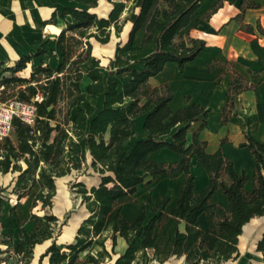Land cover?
Instances as JSON below:
<instances>
[{"label": "trees", "instance_id": "trees-1", "mask_svg": "<svg viewBox=\"0 0 264 264\" xmlns=\"http://www.w3.org/2000/svg\"><path fill=\"white\" fill-rule=\"evenodd\" d=\"M74 1L54 10L49 19L52 23L65 22L58 34L47 37L34 52L23 54L14 64L0 65L10 72L2 77L1 94L12 88L13 98L36 106L34 123L15 116L12 135L0 141V170H19V176L30 181L23 188L37 186L32 208L40 204L45 210L42 216L33 212L28 217L35 224L32 232L22 224L13 246V252L21 255L19 264H30L36 244L50 238L54 239L40 255V264L45 257L49 264H102L117 253L118 236L124 237L127 247L113 264L165 262L175 255H185V264H222L235 257L243 226L264 214V142L251 135L241 142L256 158L254 185L248 189L247 171L238 172L222 148L207 150V140L201 137L207 125V109L192 103L174 110L169 84L152 85L149 81L167 62L175 61L184 68L205 48L206 40L191 35L189 28L201 0H110L113 7L108 15L93 10L99 0ZM257 6L254 0L241 3L242 10ZM128 21L132 23L128 40L118 43L115 68L108 73H128L129 78L119 82L106 76L99 58H94L85 72L82 64L92 57L93 39L108 42L112 26L120 31ZM139 31L143 35L137 41ZM36 58L39 62L29 75L18 74ZM85 74L90 81L84 89ZM254 86L238 71L231 73L223 121L235 115L236 95ZM88 93L103 94V104L75 108ZM142 114L148 134L128 149L135 118ZM197 120L202 122L189 140L188 129ZM162 146L177 151L180 159L173 163L151 158V152ZM88 152L101 180L90 188L83 181L75 184L90 214L80 223L74 240L61 246L55 239L59 218L50 210L56 180L73 168H81ZM192 157L209 174L208 184L200 190H196V176L190 171ZM175 171L184 172L186 179L169 208L166 197L162 208H154L152 214L148 215L144 207L136 217L127 218L124 203L136 202L139 184L148 176ZM219 188L227 197L226 205L213 199ZM18 194L22 197L26 193ZM201 214L207 218L206 229L201 226ZM257 249L264 253V233Z\"/></svg>", "mask_w": 264, "mask_h": 264}, {"label": "crops", "instance_id": "crops-1", "mask_svg": "<svg viewBox=\"0 0 264 264\" xmlns=\"http://www.w3.org/2000/svg\"><path fill=\"white\" fill-rule=\"evenodd\" d=\"M219 1L201 0L199 7L191 16L189 24L191 35L206 40V46L199 56L186 62L184 68H181L175 61L167 62L160 72L149 78V81L152 85L165 82L169 84L173 92V100L170 105L174 110L192 103H198L207 109V125L201 130V137L207 140V150L214 152L222 148L223 152L233 160L238 172L245 170L249 173L250 179L246 186L248 189H252L256 158L252 149L249 146H241V142L247 140V135L254 136L257 140L264 142V0H254L258 6L246 7L244 10L241 8L242 0H223L217 10L212 12L209 17H205V14L210 12ZM61 2L64 0H0V65L2 67H5V63L9 61H11L9 65L14 64L23 54L34 52L41 42L49 37L47 32L54 31L56 35L65 27V22H49L54 10H60ZM126 23L127 27L124 32L127 36L120 42H126L129 37L132 23L130 21ZM41 26L44 32H41ZM142 35V31L137 33V41L142 38ZM95 50L93 41V51ZM91 58L101 60L99 56H94L93 52ZM114 58L115 56L113 65L110 67L100 61L101 65L106 67L104 74L123 82L129 78L128 73L111 75L108 73L109 69L115 68ZM90 61L91 59L85 63H90ZM234 70L245 76L249 82L255 83V86L236 95L233 110L235 115L231 116L229 120L223 121L222 109L227 103L231 73ZM86 77L89 83L90 79L87 74L84 75L83 80ZM88 97L98 98V101H87ZM103 99V94L88 93L86 99L75 108L85 107L88 103L101 106ZM144 117L145 115L142 114L135 118L134 134L127 142L128 149L133 146L136 140L148 134V130L143 126ZM201 122V120H197L191 123L187 133L189 140L192 132L199 127ZM88 155L92 158L90 152ZM150 156L159 162L173 163L181 157L177 151L168 146L160 147L151 152ZM15 171L3 172L0 170V234L9 238L6 240L4 237H0V252L13 251L14 244L19 240L23 222L24 226L28 228V222L32 221L28 219L31 215L28 194L21 197L18 192L5 190L14 182ZM190 171L196 176V190H200L201 187L208 184L209 174L196 157L191 158ZM153 176H167L171 183H161L159 187L157 186L156 193L163 192L173 186L176 200L181 184L186 179V174L182 171H175L173 174L164 172L148 176L146 180ZM100 180L93 185H97ZM146 182L138 185L134 194L135 198H139L141 188L145 186ZM22 184H28V181ZM57 189L61 192L62 186L59 184ZM213 199L224 205L227 204V197L221 188L214 193ZM144 207V204L125 202L123 212L127 218L132 219L139 215ZM200 221L201 226L206 229L205 214H201ZM263 233L264 214L253 217L243 226V231L239 235L238 254L235 253V257L222 264H263L264 253L257 249V243ZM53 239L50 238L36 244L30 264H40V255L52 243ZM126 247L127 242L124 237L118 236L115 247L117 253L113 255L112 259L106 260L109 262L108 264H113L118 254ZM176 257L183 258L185 263V255ZM168 260L165 262L155 260L151 264H166ZM106 261L102 264H106ZM0 264L8 263L5 258H0ZM42 264H49L48 257L44 258Z\"/></svg>", "mask_w": 264, "mask_h": 264}, {"label": "rangeland", "instance_id": "rangeland-1", "mask_svg": "<svg viewBox=\"0 0 264 264\" xmlns=\"http://www.w3.org/2000/svg\"><path fill=\"white\" fill-rule=\"evenodd\" d=\"M67 3H75V2L73 0H64V2L60 3L59 9H62L64 5ZM111 6H112V2L110 0H101L98 6L93 8V10H95L100 15H108ZM59 22L62 23L63 21L59 20ZM126 27H127V23L124 24L122 30L119 31L117 29V26L113 25L111 39L108 43H100L97 40L93 39L94 46L96 47V50L93 51L94 56H99L101 58V61L107 64L109 67L113 65V57L116 54L118 43L127 36L126 33L124 32ZM40 30L41 32H44L42 26ZM47 34H48L47 36L54 37L55 32L54 31L47 32ZM45 60L49 61L48 57H45ZM92 61L93 58H91L90 63H83L82 64L83 69L87 70L92 64ZM38 62H39L38 58L34 59L32 63L28 64L26 69L20 71L18 74L29 75L33 65ZM10 63L11 61L5 63L4 66L9 65ZM53 64H55V62H53ZM4 75H10V72L4 71L1 68L0 69V106L3 105L4 102L8 101V99L14 97L12 95L14 91L12 88L8 89V91L3 95L1 94V89L4 87V85H2L1 80ZM87 83H88V78L86 77L82 82L83 88H85V85ZM87 101L97 102L98 98L88 97ZM20 163L23 167H26V163L23 160H21ZM19 175H20V171L16 170L14 172V177H15L14 182L9 187H6L5 190L8 192H15V193L17 192L27 193L28 198L30 199L28 201L30 214L36 212L42 216L45 213V210L41 209L40 204L34 208H32L31 206L32 199L38 187L34 186L32 188L29 187L23 188L22 183L23 182L25 183V181L28 180L20 178ZM148 179L146 180L147 182L145 183V186L141 188L140 191L141 195L139 196V198H136L137 201L134 203H139L140 205L144 204L148 215H150L152 214L154 208H162L163 198L169 197V201L166 204V207L169 208L173 204L176 198V193L173 186L169 187L167 190L163 192L156 193L157 186L159 187L161 183H165V182L171 183V181L167 179V176H153ZM99 180H100V173L96 171L95 168L93 167L92 158L89 155L81 168L79 169L73 168L69 173L57 178L56 186L58 187V185L60 184L62 186V190L61 192H59L58 189H56V194L53 197V204L50 210L51 212L56 214L59 218L60 224L58 225L57 232L55 233L56 235L55 239L59 245L65 246L68 242L74 240L77 234V229L80 223L82 222V219L86 216V214H88V209L86 208L85 203L82 201V194L77 190L78 186H76L75 184L78 181H83L86 184V186L90 188L94 183H97ZM28 184H30V181H28ZM203 187H201V189ZM27 227L29 231L34 230L35 224L33 220L28 222ZM0 237H4V239L6 240L9 239L8 237L2 234H0ZM108 245L110 247V241H108ZM0 258L1 259L5 258L8 264L21 263L20 261L21 255H18L13 251L0 252ZM108 263L109 262L106 261V264ZM166 264H185V263L183 258L174 256L171 257Z\"/></svg>", "mask_w": 264, "mask_h": 264}, {"label": "built area", "instance_id": "built-area-1", "mask_svg": "<svg viewBox=\"0 0 264 264\" xmlns=\"http://www.w3.org/2000/svg\"><path fill=\"white\" fill-rule=\"evenodd\" d=\"M17 116L32 124L36 117V106L33 102L17 98L10 99L0 106V140L12 134L13 118Z\"/></svg>", "mask_w": 264, "mask_h": 264}, {"label": "water", "instance_id": "water-1", "mask_svg": "<svg viewBox=\"0 0 264 264\" xmlns=\"http://www.w3.org/2000/svg\"><path fill=\"white\" fill-rule=\"evenodd\" d=\"M89 214H90V213H88V215H89ZM88 215H87V216H88Z\"/></svg>", "mask_w": 264, "mask_h": 264}]
</instances>
